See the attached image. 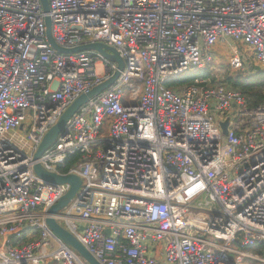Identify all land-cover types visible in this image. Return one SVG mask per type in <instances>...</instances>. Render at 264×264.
I'll use <instances>...</instances> for the list:
<instances>
[{
    "label": "built area",
    "instance_id": "2783aa9c",
    "mask_svg": "<svg viewBox=\"0 0 264 264\" xmlns=\"http://www.w3.org/2000/svg\"><path fill=\"white\" fill-rule=\"evenodd\" d=\"M47 1L45 13L0 0V264H84L45 223L69 185H45L35 162L81 178L59 221L100 264H264V104L248 108L213 66L226 40L264 65V0ZM46 15L59 46L103 43L124 68L34 160L63 111L116 70L96 50L54 49ZM195 70L210 74L165 85ZM24 231L38 235L13 245Z\"/></svg>",
    "mask_w": 264,
    "mask_h": 264
},
{
    "label": "water",
    "instance_id": "95a60500",
    "mask_svg": "<svg viewBox=\"0 0 264 264\" xmlns=\"http://www.w3.org/2000/svg\"><path fill=\"white\" fill-rule=\"evenodd\" d=\"M42 9L45 13L49 11V5L47 0H40ZM46 35L51 46L61 53H77L83 51L96 50L107 59L116 62L118 70L107 80L103 81L99 85L93 87L89 91L80 94L61 114L58 121L45 133L41 142L39 143L33 158L38 160L41 154L49 148L57 139L59 135L65 133V124L71 116H73L80 107L85 105L89 99L95 97L105 88L113 83L119 74L123 66V60L118 55L116 50L103 43H86L73 48H64L59 46L51 35V24L48 15L45 17ZM228 119L221 122L222 133L227 132ZM34 173L41 178L45 185H55L66 183L69 185L68 191L53 205L49 206L46 211L45 223L48 226L51 233L57 237L63 244L70 247L82 260L84 264H100L99 261L86 249V247L78 240V238L62 223L59 221V215L62 209L70 202L73 196L76 194L79 186L81 185V178L73 174H58L45 170L40 163L35 162L33 166ZM106 234L109 233L107 229Z\"/></svg>",
    "mask_w": 264,
    "mask_h": 264
},
{
    "label": "trees",
    "instance_id": "16d2710c",
    "mask_svg": "<svg viewBox=\"0 0 264 264\" xmlns=\"http://www.w3.org/2000/svg\"><path fill=\"white\" fill-rule=\"evenodd\" d=\"M209 70H197L193 73H188L180 77L168 79L165 81V85L178 89V87L189 85L193 82V79L197 76H207L209 75ZM224 81L229 83L234 88L239 89L246 99V106L248 108L255 107L257 105H261L264 103V70H256L253 71H246L245 73L239 72L235 75L228 76L226 75ZM79 158V154H74L71 156L65 164L60 166V170L62 172H66L68 167L71 166L77 159ZM36 236V233H33ZM34 236V237H35ZM9 239L13 245H21L25 242L30 241L27 236L22 235L20 238H16L15 235H10ZM236 246L238 244L236 243ZM248 250H253L255 253L258 254L263 253V245H255L251 247H247ZM249 262V260H248ZM257 262L249 263L254 264Z\"/></svg>",
    "mask_w": 264,
    "mask_h": 264
},
{
    "label": "rangeland",
    "instance_id": "374dc122",
    "mask_svg": "<svg viewBox=\"0 0 264 264\" xmlns=\"http://www.w3.org/2000/svg\"><path fill=\"white\" fill-rule=\"evenodd\" d=\"M215 56L216 60L213 63V66L219 69V72L222 78H225L227 74L235 75L241 71L243 68H235L234 59H237L239 56L240 63L244 69L248 71L256 72V70H264V65L257 62L255 59L251 48L247 45L233 40H226L223 43H218L215 46ZM125 94H128V91L125 90ZM1 241V237H0Z\"/></svg>",
    "mask_w": 264,
    "mask_h": 264
},
{
    "label": "crops",
    "instance_id": "0c3cea01",
    "mask_svg": "<svg viewBox=\"0 0 264 264\" xmlns=\"http://www.w3.org/2000/svg\"><path fill=\"white\" fill-rule=\"evenodd\" d=\"M25 232V231H24ZM23 232V233H24ZM25 234H26V236L28 237V239H31V238H35L37 235H38V233H36V236H35V234H33V233H31V232H28V231H26L25 232ZM35 236V237H34ZM1 243H3V238L1 237V241H0V244ZM249 263H253V262H251V261H247V264H249ZM41 264H58V263H55V262H52V261H48V262H46V263H41ZM254 264H256V263H254ZM257 264H263V263H257Z\"/></svg>",
    "mask_w": 264,
    "mask_h": 264
},
{
    "label": "bare ground",
    "instance_id": "6f19581e",
    "mask_svg": "<svg viewBox=\"0 0 264 264\" xmlns=\"http://www.w3.org/2000/svg\"><path fill=\"white\" fill-rule=\"evenodd\" d=\"M114 48V47H113ZM115 49V48H114ZM116 50V49H115ZM117 52V51H116ZM118 53V52H117ZM119 55V54H118ZM120 56V55H119ZM122 60H123V58H122ZM116 63V62H115ZM123 68H124V60H123V66H122V68H121V70H123ZM118 70V65L116 64V70H115V72ZM121 70H119V72L121 71ZM195 71H197V70H195ZM194 71H192V72H190V73H193ZM188 74V73H187ZM110 86V85H109ZM108 86V87H109ZM107 87V88H108ZM107 88H105L103 91H105ZM102 91V92H103ZM102 92H100L99 94H101ZM264 104V103H263ZM11 235H14V234H11ZM257 245H261V244H257ZM253 262H255V261H253ZM257 263H259V262H257Z\"/></svg>",
    "mask_w": 264,
    "mask_h": 264
}]
</instances>
